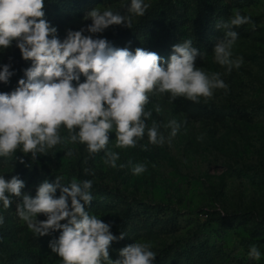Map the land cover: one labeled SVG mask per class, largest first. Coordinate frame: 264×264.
Segmentation results:
<instances>
[{"label": "rangeland", "instance_id": "obj_1", "mask_svg": "<svg viewBox=\"0 0 264 264\" xmlns=\"http://www.w3.org/2000/svg\"><path fill=\"white\" fill-rule=\"evenodd\" d=\"M45 1L44 18L61 39L91 25L85 17L92 8L131 17V28L112 25L96 34L115 47L134 51L148 38L144 49L167 60L174 45L191 39L200 51L196 66L219 73L227 88L198 103L149 93L145 111L152 115L146 124L158 125L165 143L151 144L145 134L135 147L120 148L113 131L107 150L119 153L116 168L104 163V151L90 154L86 145L69 142L35 160L20 149L0 157V175L19 176L23 193L33 197L45 180H91L94 199L86 210L109 223L117 237L124 234L111 245L113 260L122 248L147 242L155 264H264V0H145L150 7L143 17L128 11L130 0ZM237 11L250 21L232 29L238 33L233 59L242 63L228 71L215 62L213 48L225 34L217 24ZM135 29L146 36L132 38ZM0 64H11L15 72L0 83V92H11L31 61L22 59L14 42L0 52ZM172 121L178 125L175 136L167 127ZM59 134L67 138L69 131L62 126ZM138 164L145 171L135 175ZM18 199L7 209L0 204V264H64L49 247L59 232L39 236L30 230L17 215ZM252 246L261 251L259 260L249 257Z\"/></svg>", "mask_w": 264, "mask_h": 264}, {"label": "clouds", "instance_id": "obj_2", "mask_svg": "<svg viewBox=\"0 0 264 264\" xmlns=\"http://www.w3.org/2000/svg\"><path fill=\"white\" fill-rule=\"evenodd\" d=\"M44 5L45 0H0V52L15 42L22 59L31 61L17 87L0 92V157L20 149L35 160L70 142L86 145L90 154L104 151V163L116 168L119 153L107 150L113 131L120 148L135 147L145 134L151 144L165 143L159 126L146 124L152 115L145 111L149 93H170L172 99L184 97L198 103L202 97H212L213 90L227 88L219 73L210 74L196 66L200 51L191 39L174 45L167 60L143 48L115 47L96 34L112 25L131 28L132 19L98 8L85 17L92 20L91 25L69 30L61 39L57 28L44 18ZM149 7L145 0H130L128 11L143 17ZM249 21L250 17L237 11L227 22L217 24L225 34L214 45V60L228 71L242 63L233 59L238 33L232 29ZM11 69V64H0V83L7 84L15 75ZM62 126L69 131L67 138L59 134ZM167 127L175 136V121ZM132 171L139 175L145 167L138 164ZM92 183L45 180L33 197L23 193L25 182L19 176L6 179L0 175V204L7 209L13 197L19 198L17 215L30 230L39 236L58 231L49 247L64 264H155L156 253L147 242H134L119 251V259L111 258L112 243L124 234L117 237L109 223L86 210L94 199ZM40 214L46 219L38 220ZM3 224L0 215V226ZM261 255L256 246L250 248V258L259 260Z\"/></svg>", "mask_w": 264, "mask_h": 264}, {"label": "trees", "instance_id": "obj_3", "mask_svg": "<svg viewBox=\"0 0 264 264\" xmlns=\"http://www.w3.org/2000/svg\"><path fill=\"white\" fill-rule=\"evenodd\" d=\"M49 6V2H46L45 1V5H44V11L47 9V8H49L48 7ZM167 31H170V32H172V30H167ZM132 38H138V37H140V36H142V35H144L145 34V31H144V29H135V30H132ZM145 36H146V34H145ZM147 39L148 38H146L143 42H144V44L146 45V42H147ZM143 42H141L142 44H143ZM144 45V46H145ZM144 46H142V48L144 49L145 47ZM194 46V45H193ZM195 47V46H194ZM33 163H36V162H33ZM38 165V164H37Z\"/></svg>", "mask_w": 264, "mask_h": 264}]
</instances>
